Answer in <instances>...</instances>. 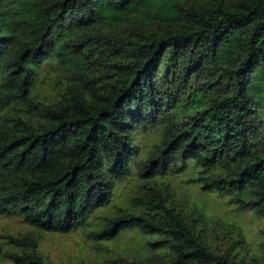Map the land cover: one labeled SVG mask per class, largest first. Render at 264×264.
<instances>
[{"label":"trees","instance_id":"1","mask_svg":"<svg viewBox=\"0 0 264 264\" xmlns=\"http://www.w3.org/2000/svg\"><path fill=\"white\" fill-rule=\"evenodd\" d=\"M45 61L62 88L41 100ZM190 166L264 219V0H0V214L26 204L42 231H139L153 254L126 264H264V244L240 256V225L177 198ZM126 182L130 205L101 213ZM13 241L16 264H55L37 237Z\"/></svg>","mask_w":264,"mask_h":264},{"label":"rangeland","instance_id":"2","mask_svg":"<svg viewBox=\"0 0 264 264\" xmlns=\"http://www.w3.org/2000/svg\"><path fill=\"white\" fill-rule=\"evenodd\" d=\"M62 70L56 61H45L39 67L33 87L39 99H54L60 92L62 87L58 82ZM136 137L140 146L148 150L160 140L161 133L159 130H151L139 133ZM192 178L193 170L190 166L172 181L177 198L184 204L198 205L209 217L240 225L245 233L240 256L250 261L259 255L264 244V219L253 211L240 210L230 202L228 196L205 192ZM135 183L121 184L114 202L101 213L111 212L114 215L121 207L130 205ZM26 207V204H21L10 208L6 214H0V264H16L8 254L22 253L25 247L17 245L13 239L30 234L37 237L43 257L55 264H126L134 259L146 260L153 254L149 239L136 230L125 231L113 240L94 238L89 228H79L69 233L42 231L23 219L21 211ZM222 246H227L226 241L223 240Z\"/></svg>","mask_w":264,"mask_h":264}]
</instances>
